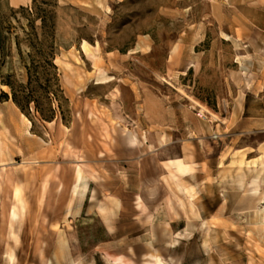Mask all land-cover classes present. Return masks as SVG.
<instances>
[{
    "label": "rangeland",
    "instance_id": "374dc122",
    "mask_svg": "<svg viewBox=\"0 0 264 264\" xmlns=\"http://www.w3.org/2000/svg\"><path fill=\"white\" fill-rule=\"evenodd\" d=\"M216 1L224 0H0V107H14L5 95L11 82L38 95L49 86L54 109L49 125L35 103L29 113L14 107L30 119L33 135L28 143L17 136L16 151L0 162V264H74L78 253L80 264H112L106 249L126 240H108L92 197L95 182L100 190V179L110 178L106 167L130 165V188L164 199L159 161L178 157L173 135L206 134L229 114L237 43L212 18ZM246 1L253 30L264 22L255 10L264 0ZM196 102L212 114L201 115ZM73 148L80 158L66 154ZM215 209L238 219L229 238L216 239L220 256L264 264V204ZM41 242L46 261L38 256Z\"/></svg>",
    "mask_w": 264,
    "mask_h": 264
},
{
    "label": "crops",
    "instance_id": "0c3cea01",
    "mask_svg": "<svg viewBox=\"0 0 264 264\" xmlns=\"http://www.w3.org/2000/svg\"><path fill=\"white\" fill-rule=\"evenodd\" d=\"M243 4L247 1L212 4V18L228 36L232 32L237 43V67L228 73L231 108L206 134L201 130L191 137L182 133L176 140L180 143L178 157L159 161L162 173L157 183L165 190L164 199L153 197L156 192L148 196L131 189L136 179L130 165L123 170L108 165L110 178L100 179V190L95 182L94 211L108 240H126L124 246L109 244L108 254L123 255L133 264H228L230 259L216 249V239L229 238L231 223L238 219L216 213L215 208L263 206L264 22H255L253 30L249 29L252 22L245 17ZM255 10L264 16L263 6ZM238 21L241 23L232 28ZM177 160L182 162L181 168ZM241 218L248 221L247 214ZM255 222L262 223V218ZM175 238L179 242L171 247ZM153 251L156 260L144 262Z\"/></svg>",
    "mask_w": 264,
    "mask_h": 264
},
{
    "label": "bare ground",
    "instance_id": "6f19581e",
    "mask_svg": "<svg viewBox=\"0 0 264 264\" xmlns=\"http://www.w3.org/2000/svg\"><path fill=\"white\" fill-rule=\"evenodd\" d=\"M28 0H12V3L14 5H17L19 3H24L27 2ZM83 48L85 50L88 49V45L86 43L83 44ZM179 48V43H176L175 46L173 47L172 50V55L175 54L177 52ZM58 61V59H57ZM107 82V81H106ZM188 98H190L187 95ZM12 104L14 105L15 109L19 110V107L12 101ZM197 106L201 109L202 113L201 115H203L204 117H206V114H212L204 105H202L199 102H196ZM14 107H9L7 109L1 108L0 107V162H3L5 160H8L12 157V154L14 151H16L17 149V141H16V137L17 136H21L25 142H29V135H33L31 132L28 131L29 126L31 125V121L30 119H28L22 112L21 115L24 117V121H22V119H20L18 117V113L16 112V110L14 109ZM8 117L13 123H14V128L16 131V134H12L9 130V127L6 125L4 119ZM54 123V120L49 121L48 124L52 125ZM119 125V124H118ZM179 139V137H177V135H173L172 140H177ZM42 140V139H41ZM68 146V143H67ZM69 155L74 156L75 158H80V154L79 151L77 149H72L71 151H69L68 153ZM176 162H178V168H181L182 162L177 160ZM171 163H175V161H172ZM82 165L85 166V162L82 161ZM0 187H1V182H0ZM60 187V186H59ZM14 215H16V213H14ZM44 221H46V218H44ZM179 242V240L177 238L173 239L170 242V246L173 247L175 246L177 243ZM149 246H151V243H148ZM44 242H41L38 245V256L40 257V259L42 261H46V255H45V250H44ZM72 248H76L77 246V242H73L71 243ZM81 254H76L74 257V264H80L81 262ZM110 259L112 264H133V261H131L129 258L123 256V255H113V254H109ZM157 255L156 252H151L148 254V258H146L144 260V262L146 263H150L154 260H156ZM228 264H232V262H228Z\"/></svg>",
    "mask_w": 264,
    "mask_h": 264
},
{
    "label": "trees",
    "instance_id": "16d2710c",
    "mask_svg": "<svg viewBox=\"0 0 264 264\" xmlns=\"http://www.w3.org/2000/svg\"><path fill=\"white\" fill-rule=\"evenodd\" d=\"M41 52V51H40ZM42 55L45 56V63L50 66V50L42 51ZM5 84L11 87L12 95L9 98V95L5 93L8 100L12 99L13 102L23 111L29 113V107L31 102L35 103L36 111L41 115V118L47 121L54 120V109L52 108V103H50V98L48 94V87H45L44 93L38 95L35 89H30L25 93H22L21 90L17 89L13 83L5 82ZM47 99V102L44 99Z\"/></svg>",
    "mask_w": 264,
    "mask_h": 264
}]
</instances>
